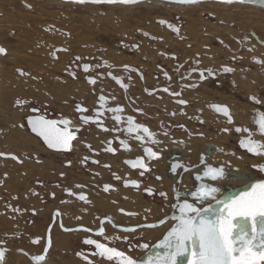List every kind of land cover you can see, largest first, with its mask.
Instances as JSON below:
<instances>
[{
    "label": "flooded vegetation",
    "instance_id": "af4514ba",
    "mask_svg": "<svg viewBox=\"0 0 264 264\" xmlns=\"http://www.w3.org/2000/svg\"><path fill=\"white\" fill-rule=\"evenodd\" d=\"M209 16L214 17L215 14ZM158 22L162 30L168 32L167 35L139 30L138 37L127 33L113 48L100 45L93 50H85L87 54L79 50L70 51L66 47L51 48L49 58H42L55 64L65 58L64 73L55 77L57 81H52L48 70L43 69L44 73L36 70L38 65H34L31 76L29 72L20 70L32 80L24 83L29 87L25 91L17 89L11 114L7 112L8 100H3L1 94L0 74L2 264H8V252L21 255L19 264H36L33 257L43 254L46 247V261L41 264H87L77 253H83L93 264H116L99 255H91L96 250L94 246L83 243L88 238L117 248L141 262L157 253L163 256L166 249L155 245L177 223L174 217L179 212L175 205L184 199L195 203L190 194L200 183L195 176L203 170L202 158L213 167L225 168V179L202 181L221 190L218 198L225 193L235 195L247 185L264 181V172L254 167L264 164L259 160L264 157L242 149L240 140L247 138L248 134L236 131L237 128L248 129L253 133V140L264 143V136L256 134L258 129L254 124V120L259 118L258 113L264 114V85L248 76H254L264 68V50H233L218 37L214 40L217 45H208L206 41L213 42V35L208 32L192 35L187 31L191 28L187 21ZM169 25L178 31H173ZM60 33L64 35L61 36L64 44L67 43L71 35L65 31ZM196 37L199 43L195 41ZM251 37L259 43L255 34ZM261 46L264 48V42ZM5 54H0V57ZM35 61L46 64L40 59ZM86 64L89 65L87 72L83 69ZM224 67L233 71L226 73ZM193 68L198 71L192 72ZM207 69H211L214 75L209 76L205 71L206 78L201 80L199 71ZM113 77L126 87L122 88ZM89 79L96 83H89ZM18 84L19 88L21 84ZM52 88L58 91L53 93ZM166 88L167 92L164 91ZM101 95L106 98L103 109L99 107ZM251 97L261 103H254ZM17 100L27 103L17 105ZM181 100L186 103H179ZM77 104L88 109L83 115L89 117L96 118L97 110L102 111L103 115L98 118L102 126L94 122L83 124L80 120L82 113L76 111ZM215 106H226L232 123L217 112ZM116 107L123 109L119 124L112 119L114 113L107 111ZM41 116L49 120L67 118L73 122L74 130L79 128L70 151L48 148L31 130L28 118ZM129 116L135 123L146 126L152 137L145 135L144 140L139 141L135 135L143 133H127ZM240 120L247 122L242 124ZM153 139L158 143H152ZM109 147L114 152L107 151ZM145 148L158 152L160 158H149ZM138 159L143 160L147 171L126 163ZM246 160H249L251 170L243 176ZM251 160L259 162L252 164ZM174 163L183 164L191 171L178 169L174 174L171 170ZM254 172H258L260 177L255 178ZM243 177L248 179L247 184H232L242 181ZM133 181L139 187L134 186ZM105 186H108L107 191ZM174 189L179 191V201ZM160 193H166V196ZM80 195H84L86 201L80 200ZM208 203L215 206L214 201L199 206L207 207ZM101 227L104 228L103 236L96 234ZM84 228L91 231H83ZM125 228L135 231H123ZM159 230H162L160 236L150 237L148 234L155 231L153 235H156ZM37 239L39 243H33ZM144 244L149 245L147 250L138 247ZM191 259V256H182L179 264H189Z\"/></svg>",
    "mask_w": 264,
    "mask_h": 264
},
{
    "label": "rangeland",
    "instance_id": "374dc122",
    "mask_svg": "<svg viewBox=\"0 0 264 264\" xmlns=\"http://www.w3.org/2000/svg\"><path fill=\"white\" fill-rule=\"evenodd\" d=\"M152 1V3L144 1L133 5H95L64 3L61 0H0V48L6 51V54L0 57L1 94L3 100L4 98L8 100L7 112L12 113L13 99L18 94L17 89L25 91L27 86L24 83L32 80L30 76L34 71V65L35 67L38 65L39 69L36 68L38 72L44 73L43 69L48 70L52 81H57L55 77L62 76L67 61L63 57L64 59L58 64L49 62L47 59L51 48L66 47L70 51L79 50L87 54L85 50H93L100 45L113 48L115 43L127 33L138 37L139 30H147L156 35H167L168 32L162 30L158 22L161 20L187 21L191 25L187 31L192 35L211 33L213 42L207 40L208 45L210 43L217 45L214 40L218 37L233 50L254 49L257 52L264 50L261 46L264 42V7L262 6L239 3L220 5L217 2L184 5L172 4L170 0ZM209 14L215 16L211 17ZM61 31L71 35L65 44L64 37H61L63 34L60 35ZM57 34L59 36H55ZM251 34L259 38V43L251 37ZM53 36L54 38H51ZM195 41L199 43L198 37ZM219 51L222 49L219 48ZM219 53L227 55L226 52ZM35 59H40L46 64H39ZM20 70L29 72L30 76L21 75ZM259 70L254 76H248L249 79L264 85V68ZM39 80L41 81L40 78ZM18 83L21 84L19 88ZM250 88L254 90L251 85ZM51 91L54 93L58 89L52 88ZM43 98L47 99L44 95ZM5 104L6 101L2 106L4 107ZM243 122L247 121H239L242 124ZM233 142L232 140L231 144ZM259 160L264 161V159ZM259 160L250 162L256 164ZM246 161L247 164L243 166V176L249 174L251 170L249 160ZM253 175L255 178L260 177L258 172H254ZM238 183L243 186L248 183V179L243 177L242 181L232 182V184ZM159 231L156 237L161 235L162 230ZM153 233L155 231L148 232L150 237H153ZM20 261L18 263H21Z\"/></svg>",
    "mask_w": 264,
    "mask_h": 264
},
{
    "label": "snow or ice",
    "instance_id": "6c2138e0",
    "mask_svg": "<svg viewBox=\"0 0 264 264\" xmlns=\"http://www.w3.org/2000/svg\"><path fill=\"white\" fill-rule=\"evenodd\" d=\"M79 4L91 3V4H121V5H133L139 2V0H74ZM180 4L195 3L196 0H175ZM230 2V0H228ZM241 3L244 0H240ZM161 24L166 23L160 21ZM173 31H178L169 25ZM59 51V50H58ZM0 54H5V49L0 48ZM79 59V57H77ZM85 72L89 70V65H84ZM192 72L198 71L193 68ZM207 71L209 76H213L211 69L199 71L201 80L205 79L204 72ZM224 72H232L233 69L224 67ZM74 76V73H70ZM191 74V73H189ZM21 75H24L21 72ZM167 75V74H166ZM116 82L121 85L122 88L126 87L121 83L119 79ZM89 83L95 84L94 79H89ZM165 92L168 89H164ZM172 95H179V93H170ZM254 103H261L260 100L255 97H251ZM100 109L104 108L106 98L101 95L99 97ZM27 101L17 100V105H23ZM184 104L186 101H179ZM217 112L222 113L227 117L228 122L232 123V118L229 109L226 106H215ZM33 111H36L35 109ZM76 111L82 113L80 120L83 124L90 122L97 123L98 126H102V121L98 118L103 115V112L97 110L96 118L83 115L88 109L83 108L81 105H76ZM107 111L114 113L112 119L117 124L122 122L120 113L123 112L121 107L108 108ZM258 119L254 120V124L257 125V135L264 136V114L258 113ZM127 128L125 129L129 134L143 133L144 135H135V139L143 141L145 135L149 138L152 137L150 130L143 125L135 123L134 119L129 116L126 120ZM28 125L31 130L39 136L48 148L56 151H70L72 148V142L76 140V132L79 128H75L73 122L67 118H61L59 120H49L44 117H29ZM108 131L107 128L103 129ZM115 130V129H114ZM227 131V129H225ZM237 132H246L247 138L240 140V147L245 149L248 153L254 156L264 157V143L255 141L252 139L253 133L248 129H236ZM123 144L124 142L121 141ZM152 143H158V141L152 140ZM127 147V145H125ZM107 151L114 152V149L108 148ZM145 153L149 158L159 159V153L151 148H145ZM15 159V157H13ZM87 159V157H85ZM130 163L131 167H140L145 171L148 170L147 166L142 159H138L135 162L126 161ZM203 164V170L201 173L195 176V180L200 183L195 190L190 194L195 203H189L187 199H184L182 203L175 205L178 209L179 215L174 217L177 221L167 234L163 237V240L158 242L155 247L166 249L163 256L157 253L154 257L148 256L143 262L134 259L132 256L126 254L117 248L110 247L105 243H101L95 239H85L83 241L86 245L94 246L95 250L91 255H99L108 261H115L116 264H179V258L185 255L191 256L192 259L189 264H264V181H259L252 184L250 187L246 186L244 190L233 195L225 193L222 197L218 198L220 189L212 186L211 184L203 183L205 179L211 181H220L226 178V172L224 166L219 168L213 167L207 164L203 158L201 159ZM259 171L264 172V164L254 165ZM178 169H183L184 172H190L191 169L185 167L183 164L174 163L171 166L172 172L175 174ZM143 175V172H141ZM120 179V177H116ZM159 179V177H158ZM182 182V181H181ZM132 184L136 187L139 185L133 181ZM127 186V184H126ZM79 187V186H78ZM108 190V186H105V191ZM176 194V198L179 201L180 195L177 189L173 190ZM151 194V189L148 190ZM69 195H72L69 192ZM161 196H166V193H160ZM80 200L86 201L84 195L79 196ZM214 201L215 206L212 203H208L207 207H201L199 205L205 204V202ZM123 211V210H121ZM131 215V213H128ZM111 222V221H109ZM164 223V221H161ZM83 231H91L84 228ZM65 231H72V229H65ZM123 231H135V229L125 228ZM97 235H104V228L101 227L96 233ZM105 239H109L105 237ZM116 239H121L116 237ZM123 239H126L123 238ZM33 243H39V240H34ZM49 246L51 241H48ZM144 250L149 248L148 244L139 245ZM131 251V249H129ZM47 247L44 249L43 254H38L33 257L36 264L46 261ZM82 259L87 261V264H93L92 261L87 259L83 253H77ZM4 259V253L0 251V264Z\"/></svg>",
    "mask_w": 264,
    "mask_h": 264
},
{
    "label": "water",
    "instance_id": "95a60500",
    "mask_svg": "<svg viewBox=\"0 0 264 264\" xmlns=\"http://www.w3.org/2000/svg\"><path fill=\"white\" fill-rule=\"evenodd\" d=\"M61 1H63L64 3H74V0H61ZM144 1L146 2L148 0H139L138 3H142ZM170 1L174 2L173 0H170ZM212 2L251 4L253 6H260V7L262 6V7H264V0H244L243 3H241L240 0H230V2H228V0H196L195 3H212ZM85 4H91V3H85ZM189 4H192V3H185L184 5H189ZM95 5H97V4H95ZM98 5H118V4H98ZM251 185H247V186L250 187ZM245 187H244V189H245Z\"/></svg>",
    "mask_w": 264,
    "mask_h": 264
},
{
    "label": "bare ground",
    "instance_id": "6f19581e",
    "mask_svg": "<svg viewBox=\"0 0 264 264\" xmlns=\"http://www.w3.org/2000/svg\"><path fill=\"white\" fill-rule=\"evenodd\" d=\"M164 1V0H163ZM167 1H169V0H167ZM174 2H172V4H180V3H177V2H175V0H173ZM146 2H150V3H152L153 1L152 0H148V1H146ZM167 3H169V2H167ZM217 3H219L220 5H222V4H224V3H221V2H217ZM226 4V3H225ZM230 4V3H229ZM246 5H251V4H246ZM253 6V5H252ZM241 183H238V184H235V185H240ZM207 204V203H206ZM149 209V208H148ZM73 222V221H72ZM169 229V228H168ZM156 233V232H155ZM155 233H153V234H155ZM157 235V234H156ZM156 235H153V237H155ZM142 256V255H141ZM47 257V256H46ZM51 258V257H50ZM22 259V257H21V255H16V254H14L13 252L12 253H7V257H6V261H7V263L8 264H19L18 262L20 261ZM52 259V258H51ZM190 259V258H189ZM60 260V259H59ZM62 260V259H61ZM60 260V261H61ZM50 263V262H49ZM53 263V262H52ZM48 264V263H47ZM64 264V263H63Z\"/></svg>",
    "mask_w": 264,
    "mask_h": 264
}]
</instances>
